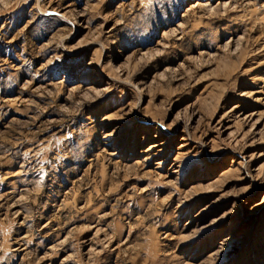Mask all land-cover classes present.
<instances>
[{"label":"rangeland","instance_id":"obj_1","mask_svg":"<svg viewBox=\"0 0 264 264\" xmlns=\"http://www.w3.org/2000/svg\"><path fill=\"white\" fill-rule=\"evenodd\" d=\"M0 264H264V0H0Z\"/></svg>","mask_w":264,"mask_h":264}]
</instances>
